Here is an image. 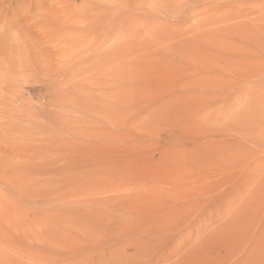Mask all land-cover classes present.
I'll use <instances>...</instances> for the list:
<instances>
[{
  "label": "rangeland",
  "instance_id": "374dc122",
  "mask_svg": "<svg viewBox=\"0 0 264 264\" xmlns=\"http://www.w3.org/2000/svg\"><path fill=\"white\" fill-rule=\"evenodd\" d=\"M0 264H264V0H1Z\"/></svg>",
  "mask_w": 264,
  "mask_h": 264
},
{
  "label": "bare ground",
  "instance_id": "6f19581e",
  "mask_svg": "<svg viewBox=\"0 0 264 264\" xmlns=\"http://www.w3.org/2000/svg\"><path fill=\"white\" fill-rule=\"evenodd\" d=\"M1 1V0H0ZM9 62V61H8Z\"/></svg>",
  "mask_w": 264,
  "mask_h": 264
}]
</instances>
